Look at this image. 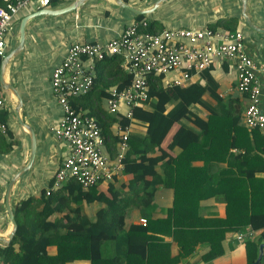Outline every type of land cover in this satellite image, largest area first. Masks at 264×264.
<instances>
[{"label": "trees", "instance_id": "16d2710c", "mask_svg": "<svg viewBox=\"0 0 264 264\" xmlns=\"http://www.w3.org/2000/svg\"><path fill=\"white\" fill-rule=\"evenodd\" d=\"M143 17V14L136 15L137 20ZM153 25V22L148 23L147 30L156 32ZM212 72V67L202 69L198 72L201 82L185 86H168L162 75L148 74L147 98L140 107H131L127 117L123 107L110 114L102 97L108 95L106 88L117 91L125 88L130 73L124 69L119 57L95 61L91 87L84 95L71 98L70 102L77 112L83 114L85 110L84 115L98 123L110 157H115L120 140V133L116 134L111 126L116 124L119 131L126 130L127 149L120 159L121 172L128 176L120 183L123 190L114 187L118 179L114 174L87 189H82L73 179H67L48 194L43 188L36 199L21 200L14 207V234L5 246L0 247V264H67L75 260H88L90 264H146L149 262L147 245L157 242L161 234L172 236L182 228L180 217L190 213V202L211 191L223 192L226 216L235 218L233 225L226 227L239 229L249 225L257 239H264V211L257 206L264 201V194L261 195L249 181L254 178V173L264 171V159L253 153L258 148L250 147L243 140L244 137L249 142L250 138L252 142L256 141L259 132L242 124V105L237 97L229 96L224 100L219 95V84ZM102 101L104 106L100 108L98 104ZM174 123L178 127L168 144V149L173 152L169 156L160 142ZM231 149L235 153H230ZM198 152L203 156L197 157ZM214 154L221 155L214 164L223 163L222 156L228 154L229 165L238 169L234 179L242 184L230 182L233 186L226 191L228 193L216 186L210 188L211 183L220 182V177L226 176L225 170L218 167L217 173L209 171L212 162L207 156ZM196 159H201L203 165H193ZM255 159L261 161L260 167L253 164ZM184 183H190V188L181 192ZM159 187L171 189L173 198L165 208L164 217H152L154 192ZM189 191H196V196L184 194ZM185 197L187 203H183ZM92 201L99 207L94 216L88 218L81 211V204ZM134 208L142 214L139 219H144V223H140L143 226L124 230V218ZM251 240L245 244L255 249L256 243ZM108 243L110 255L103 256L102 246ZM194 244L193 241L187 245L188 252ZM49 247H53L52 252L48 251ZM254 259L255 255H248L243 264H252Z\"/></svg>", "mask_w": 264, "mask_h": 264}, {"label": "crops", "instance_id": "0c3cea01", "mask_svg": "<svg viewBox=\"0 0 264 264\" xmlns=\"http://www.w3.org/2000/svg\"><path fill=\"white\" fill-rule=\"evenodd\" d=\"M73 1L79 5L72 10L56 15H39L30 18L24 27L22 48L7 60L2 71V80L11 84L21 97L18 116L32 128L35 137V150L30 167L10 186L8 204L13 213L14 207L21 200L27 197L36 199L40 190L49 186L55 170L68 153L66 142L57 139L53 132L61 116V107L51 92L49 82L53 67L61 62L70 44L106 42L117 36L126 25L137 20L136 15L138 14L120 5L121 2L135 9H146L156 0H52L46 7L56 10L70 5ZM38 9L40 8L37 4L31 2L19 9L13 16L4 34L2 56L16 45L15 37L19 19ZM244 11L255 27L264 29V0H246ZM143 15L148 23H154L155 31L189 28L239 31L242 34L244 50L254 64V76L260 85L259 107L264 108V30L256 31L245 23L242 17L241 0H162L152 12ZM9 30L12 31L11 36L6 38ZM212 68L213 76L219 84V95L224 100L229 96L237 97L243 110L247 103V95L236 90V70L233 62L217 61ZM176 76H178L177 72H170L163 80L166 82L167 79ZM191 82H201L199 73H193L185 85ZM108 89L106 88L105 91ZM0 98L4 102V107L0 112L1 121L4 123V130H0V247H3L6 245L5 239L11 230V223L5 208V189L12 175L28 159L29 135L27 130L16 121L14 108L17 101L15 97L0 87ZM104 98L102 97V100ZM115 126L116 124L111 126L114 132ZM177 127L176 123L172 124L160 142L162 149L169 156L173 155V152L168 149V144ZM259 136L261 137L260 133ZM260 137L253 142L250 137V142L248 138L243 137V140L250 147L258 148L253 153L264 159V140ZM175 150L178 151L177 148ZM230 151V153H235L234 149ZM115 152L117 154V147ZM103 153L110 166L116 162V154L115 157H110L105 144ZM195 155L203 156L199 152ZM219 156L221 155L207 156V159L212 162L209 171L217 173L218 167L225 170L226 176H221L220 182L211 183L210 188L212 190L216 186L228 193L226 191L233 186L230 182H238L240 186L242 181L234 179V173H237L238 169L229 165L231 161L228 154L222 156L223 163L214 164L218 162ZM200 160L196 159L192 164L202 166L203 162ZM260 162L255 159L253 164L260 167ZM115 175H118V179L114 187L123 190L120 183H124L128 176L122 174L121 170ZM249 181L253 188L260 191L261 195L264 194V171L254 173V178ZM187 188H190V183L182 184L180 190L182 192ZM100 190L104 191V187L100 186ZM172 192L167 187H159L154 192L152 217H164L165 208L170 205L173 198ZM184 194L195 197L197 192L189 191ZM222 195H224L223 192L216 194L211 191L191 201L190 213L187 212L184 217H180L183 222L182 228L175 231L172 236L161 234L157 242L147 245L145 250L148 253L149 262L146 264H243L248 260V255L250 257L255 255L253 263L256 264L258 245L264 242V239H257V234L250 238L244 236L238 239V233L251 229L249 225H243L239 229L226 227L228 224L233 225L235 218L233 215L226 216ZM183 203H187L186 197ZM257 206L260 211H264V201L258 203ZM98 207L99 204L95 201L82 202L81 211L88 218H92ZM139 217L143 216L137 208L129 210L124 218L123 229L134 227L135 230L136 227L143 226L139 222ZM248 239L256 243L255 249L252 245L247 247L245 242ZM193 241L195 244L188 252L187 245ZM210 242L215 244L212 245ZM48 251L52 252L53 247H49ZM110 252L109 243L102 246L103 256L110 255ZM262 257L258 262H264V249ZM67 264H90V262L75 260ZM131 264L141 263L132 262Z\"/></svg>", "mask_w": 264, "mask_h": 264}, {"label": "built area", "instance_id": "2783aa9c", "mask_svg": "<svg viewBox=\"0 0 264 264\" xmlns=\"http://www.w3.org/2000/svg\"><path fill=\"white\" fill-rule=\"evenodd\" d=\"M0 4V57L3 55L4 34L13 16L31 2L39 8L50 0H1ZM145 19L134 20L115 37L106 42H74L67 48L61 62L50 72L51 92L61 107L58 125L53 129L57 139L67 144L68 153L55 170L46 194L57 189L67 179H73L82 189H87L100 179L108 180L121 170L120 159L127 149L126 130L120 133L117 143L116 162L109 165L103 153V137L94 118L77 112L70 99L87 93L94 79L95 61L115 56L130 73L129 84L121 89H108L104 98L110 114L122 106L124 115L130 108L141 106L147 98V75L177 72L178 76L167 79L168 86H183L193 73L212 67L217 61H232L236 70V90L247 95V103L241 113V121L249 129H257L264 140V108L259 107L260 85L254 76V64L244 50L242 34L235 31L202 29L147 30ZM4 107L0 98V112ZM121 107V108H122ZM0 130L4 123L0 121ZM144 223V219H139ZM250 238V229L238 233L237 238Z\"/></svg>", "mask_w": 264, "mask_h": 264}, {"label": "water", "instance_id": "95a60500", "mask_svg": "<svg viewBox=\"0 0 264 264\" xmlns=\"http://www.w3.org/2000/svg\"><path fill=\"white\" fill-rule=\"evenodd\" d=\"M162 0H156L149 8L146 9H135L133 7H130L129 5L125 4V3H120V5H122L123 7H125L126 9L130 10L131 12L135 13V14H148L150 12H152L157 6L158 4L161 2ZM245 2L246 0H241V8H242V17L245 21V23L252 29H255L256 31L258 30H264V29H259L257 27H255L249 20V18L247 17V15L245 14L244 8H245ZM79 3L77 4L76 1H73L70 5H67L63 8L60 9H56V10H52V9H48L47 7H43L40 8L36 11H32L24 16H22L19 19L18 22V27H17V34H16V45L14 48H12L10 51H8L4 56L1 57L0 59V87L4 90H7L8 92H10L16 99L17 104L16 107L14 108V113H15V118L16 121L18 122V124H20L21 126H23L29 135V154H28V159L26 161V163L20 167L16 173H14V175H12V177L10 178L8 185L5 189V208H6V213L7 216L10 220L11 223V230L9 232V234L7 235V239H5V243L7 244L9 242V240L11 239V237L14 234V231L16 229V222L14 220L13 217V212L8 204V196H9V190H10V186L11 184L14 182V180L20 176L23 172H25L26 170H28V168L30 167L33 155H34V150H35V137H34V133L32 128L25 123L22 119L19 118L18 116V108L21 105V97L18 93V91L9 83H6L2 80V71L4 68V65L6 64L7 60L14 56L15 54H17L20 49L22 48V43H23V38H24V27L26 22L32 18V17H36L39 15H56L59 13H63L69 10L74 9L76 6H78ZM264 249V242H261L258 245V255L257 258L255 260V263H257L259 260H261L262 257V250ZM254 264V263H253Z\"/></svg>", "mask_w": 264, "mask_h": 264}, {"label": "rangeland", "instance_id": "374dc122", "mask_svg": "<svg viewBox=\"0 0 264 264\" xmlns=\"http://www.w3.org/2000/svg\"><path fill=\"white\" fill-rule=\"evenodd\" d=\"M12 30V29H11ZM11 30H9L7 33H6V38L7 37H10L11 36ZM5 52V51H4ZM170 73H167L166 75H169ZM231 76H232V74H231ZM197 78V77H196ZM198 79V78H197ZM99 107L100 108H103V106H104V104H103V101L102 102H100L99 104ZM84 112H85V110L82 112L83 114H84ZM104 114H107L106 112H104Z\"/></svg>", "mask_w": 264, "mask_h": 264}]
</instances>
